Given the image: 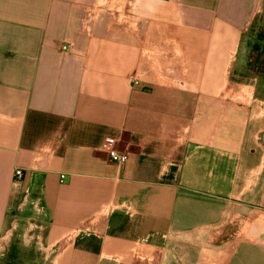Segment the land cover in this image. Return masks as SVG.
Returning <instances> with one entry per match:
<instances>
[{
    "label": "crops",
    "instance_id": "1",
    "mask_svg": "<svg viewBox=\"0 0 264 264\" xmlns=\"http://www.w3.org/2000/svg\"><path fill=\"white\" fill-rule=\"evenodd\" d=\"M262 4L0 0L5 263L21 246L46 264H264V93L233 76Z\"/></svg>",
    "mask_w": 264,
    "mask_h": 264
},
{
    "label": "rangeland",
    "instance_id": "2",
    "mask_svg": "<svg viewBox=\"0 0 264 264\" xmlns=\"http://www.w3.org/2000/svg\"><path fill=\"white\" fill-rule=\"evenodd\" d=\"M258 13L249 18L243 29V37L239 49L241 65L235 69L233 76L237 78L256 79L258 87L264 93V4L261 5ZM35 232V231H34ZM18 247V246H17ZM22 250L23 255L16 261H6V251L0 255L2 264H46L42 263L39 250L34 247L32 250H25L19 246L18 251ZM20 253V252H19ZM149 253V251H148ZM154 257V251L151 252ZM3 261V262H2Z\"/></svg>",
    "mask_w": 264,
    "mask_h": 264
},
{
    "label": "built area",
    "instance_id": "3",
    "mask_svg": "<svg viewBox=\"0 0 264 264\" xmlns=\"http://www.w3.org/2000/svg\"><path fill=\"white\" fill-rule=\"evenodd\" d=\"M70 45H63L62 50L68 51L70 50ZM117 139L114 137H106L102 142V149L106 153L109 160L112 162L121 165L125 163L128 159V154L122 151H119L116 148ZM24 171L23 169L16 168L13 172V182L14 183H21L23 180ZM61 181H63L64 175H61ZM144 246V241L139 242L138 246L134 247L132 254L134 257L144 260L146 263H150L153 261V257L151 252L154 251L152 247ZM146 249L148 252L144 253L143 249Z\"/></svg>",
    "mask_w": 264,
    "mask_h": 264
}]
</instances>
